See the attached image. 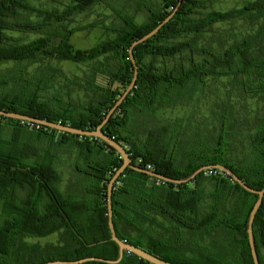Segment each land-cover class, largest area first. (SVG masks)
I'll list each match as a JSON object with an SVG mask.
<instances>
[{"label":"trees","instance_id":"obj_1","mask_svg":"<svg viewBox=\"0 0 264 264\" xmlns=\"http://www.w3.org/2000/svg\"><path fill=\"white\" fill-rule=\"evenodd\" d=\"M99 1L71 0V4L84 8ZM180 2L144 5L149 14L144 24L134 15L115 11L122 21L118 29H109L115 38L83 51L71 43L81 28L55 27L70 21L76 9L45 11L31 0H0V66L38 65L30 73L0 70V109L82 130L97 129L133 81L132 45L163 23ZM205 7L204 0H182L174 18L134 49L139 68L136 87L103 131L126 147L132 163L145 170L189 180L203 167L212 169L176 184L127 168L114 185V224L122 241L172 264H255L248 224L259 196L216 166H226L249 187L264 190V116L254 132L240 131L233 107L226 104L217 132L208 130L203 138L196 131L188 145L179 138V122L158 121L164 109L191 105L208 77L238 78L256 72L260 83L251 92L264 96V0L201 16ZM242 19L259 22L254 36L221 51L201 45L213 26ZM13 31L41 37L20 44L8 34ZM186 53L188 63L159 66L161 60ZM56 61L91 65V74L79 83L87 97L80 104L63 98L60 91L70 97L64 87L57 90L58 79L66 76L54 66ZM247 143L251 153L240 158ZM123 164L122 156L103 140L0 116V264L118 260L120 248L112 240L108 199L110 182ZM63 165L73 170L65 188ZM254 234L264 264V200ZM50 236L58 240L32 241ZM120 264L151 263L125 251Z\"/></svg>","mask_w":264,"mask_h":264},{"label":"rangeland","instance_id":"obj_2","mask_svg":"<svg viewBox=\"0 0 264 264\" xmlns=\"http://www.w3.org/2000/svg\"><path fill=\"white\" fill-rule=\"evenodd\" d=\"M206 7L201 9L203 14H209L213 11H230L241 9L251 2L257 0H204ZM31 3L38 9L45 11L59 10L58 12L70 11V8L76 9L70 15V21H64L63 24L56 23L55 27L67 26L68 28H81L82 31L76 33L71 43L79 50H89L96 45L115 38V33L109 29H118L122 26V21L118 18L115 11L134 15L139 24H144L149 19L148 10L144 5L153 6L159 3V0H101L88 7L81 8L71 4V0H31ZM199 17V15H197ZM37 20L36 16L31 17ZM260 28L259 22L253 23L250 19H242L233 23L217 24L209 29L202 38L201 45L215 48L221 51L223 48H228L236 41H242L245 38L254 36ZM9 35L18 40L20 44L30 43L41 37V34L32 32H9ZM190 54L178 56L175 59L168 61L161 60L159 66L170 67L182 61L189 62ZM201 60L202 57H199ZM26 64L10 62L0 66V70L4 71H25ZM55 67L62 69L65 73V78L58 79L57 90H62L70 94L66 95L64 91H60L65 100L71 98L75 103L80 104L86 100L85 92L81 89L79 83H82L87 75L91 74V65H78L73 62H54ZM38 65L28 66L27 73L33 72ZM260 83L257 73L250 75H242L238 78L224 77L213 78L208 77L201 91L198 92L195 101L191 105L179 106L176 108L164 109L158 121L179 122L181 138L183 145H188L193 140V134L201 132V136L206 138L208 130L215 134L220 126L219 116L223 113V107L231 105L235 121L239 124L240 131L254 132L258 125L259 119L264 116V96L255 95L251 92ZM69 88H71L69 90ZM236 129L239 131V129ZM247 149L240 153V158H244L246 154L251 153L249 144H246ZM183 151L177 154L178 158L183 157ZM63 174L62 186L65 188L72 178L73 170L68 165L61 167ZM23 191H20V196H24ZM1 213V208H0ZM58 237L50 236L40 242L42 244L56 242ZM264 260V248L262 249Z\"/></svg>","mask_w":264,"mask_h":264},{"label":"water","instance_id":"obj_3","mask_svg":"<svg viewBox=\"0 0 264 264\" xmlns=\"http://www.w3.org/2000/svg\"><path fill=\"white\" fill-rule=\"evenodd\" d=\"M181 5H182V0L179 4L178 8L172 14H170V16L163 23H161L151 33L147 34L146 36H144L140 40L134 42V44L132 45V48L130 49V56H131L132 62H133L134 67H135V74H134L133 81H132L131 85L129 86V88L127 89V91L125 92V94L116 103V105L112 108V110L107 115L104 122L97 129H95V130H82V129H78L75 127L67 126V125L62 124V123H57V122L46 120V119L35 118L33 116L25 115V114H21V113L3 111L0 109V116H4L7 118H12V119H16V120H21V121H27L29 123H34V124H37L40 126L49 127V128L58 130L60 132H66V133L79 135V136H85V137H94V138L103 140L104 142H106L107 144L112 146L122 156L123 161H124L122 168L117 172V174L113 177L112 181L110 182L109 199H108L109 227H110L111 234H112V240L114 242H116L120 248L119 259L116 261H112V260H105L102 258H89V259H86V260H83L80 262L57 261V262H50V263H46V264H83V263L88 262V261H98V262H103V263H108V264H120L124 259L125 251L132 253V254H135L139 258H141V259H143V260H145L151 264H172L170 262L164 261V260L152 255L151 253H149V252H147V251H145L139 247H136L130 243L122 241L119 238L117 231H116V228H115V224H114V211H113V203H112L114 185L117 182V180L120 178V176L125 172V170L127 168H132V169L137 170L139 172L146 173V174H148L154 178H157V179L165 181V182L182 184V183H186V182L190 181L191 179L196 178L201 172L212 169V166H206V167L199 169L192 176V178L189 180H175L172 178H168V177L163 176L161 174H158L154 171H148V170H145L143 168L135 166L132 163V160L130 158V155L127 152L126 147H124L121 143H118L116 140L112 139L110 136H108L106 133H104L103 129L109 123L110 119L113 117V115L118 110V108L126 101L128 96L131 94V92L136 87L137 80L139 77V68H138V65L136 63V59L134 57V49L137 46L144 44L148 40L154 38L161 31V29L174 18V16L179 11ZM216 168H219V169L225 171L227 174H229L246 191L259 196V199L256 202V204H255V206L251 212L250 218H249L248 236H249V242H250V246H251V250H252V256L254 259V263L255 264H261L259 254H258V251L256 248L254 224H255L257 214H258L261 206L263 205L264 190L259 191V190H256V189L249 187L244 181H242V179L232 169H230L226 166L219 165V166H216Z\"/></svg>","mask_w":264,"mask_h":264},{"label":"built area","instance_id":"obj_4","mask_svg":"<svg viewBox=\"0 0 264 264\" xmlns=\"http://www.w3.org/2000/svg\"><path fill=\"white\" fill-rule=\"evenodd\" d=\"M141 162V160L139 161V163Z\"/></svg>","mask_w":264,"mask_h":264}]
</instances>
